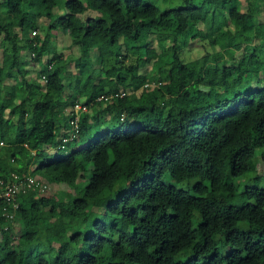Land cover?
I'll return each instance as SVG.
<instances>
[{
  "label": "trees",
  "instance_id": "trees-1",
  "mask_svg": "<svg viewBox=\"0 0 264 264\" xmlns=\"http://www.w3.org/2000/svg\"><path fill=\"white\" fill-rule=\"evenodd\" d=\"M263 1L0 0V264H264Z\"/></svg>",
  "mask_w": 264,
  "mask_h": 264
},
{
  "label": "rangeland",
  "instance_id": "rangeland-1",
  "mask_svg": "<svg viewBox=\"0 0 264 264\" xmlns=\"http://www.w3.org/2000/svg\"><path fill=\"white\" fill-rule=\"evenodd\" d=\"M157 5H159L161 8H165L167 6H179L182 3V0H153ZM247 0H241V8L243 10H245L247 8ZM263 5H264V1H263ZM36 10L38 11V7L35 6ZM63 10H60V12H63ZM82 18V16H81ZM260 19L262 21H264V12L260 15ZM199 28L202 29L203 28V24L200 23L199 24ZM51 37H50V41L47 38V33L44 30L41 29H36V34L35 35H39L42 37L44 44H54L57 47V50L61 53H63L64 55L67 54H73V55H78L82 50L83 51H87L86 47L78 48L76 45H72L71 43V39L70 37L64 33V31H62L61 29H53L51 31ZM33 34V32H32ZM153 47H156L154 44L152 45ZM209 49V48H208ZM215 51L213 53V56L215 58H221L224 56V52L223 50H221L219 48L218 45L215 46ZM151 53H153V48L149 49ZM206 52V42L205 40H198V41H190L188 44L185 45V47L183 48L182 51V57H184L186 60L189 59H195L197 57H199L200 55H202L203 53ZM23 54L26 55V57L29 56L28 53H25L23 51ZM0 56H1V50H0ZM29 60H30V65H28V69H29V76L31 77H36L37 76V71H38V65L34 64L33 61H31V56H29ZM150 68V66L148 67V69ZM147 68H143L141 76H142V83L140 86V89H144L147 83H149L147 80V77L150 75L149 72H147L146 70ZM2 144V143H0ZM48 151L52 152L53 149H49ZM3 162H5V160H3ZM256 171L257 173H262L264 171V167L261 163V161H257V162H250V171ZM31 178L36 179V176H32ZM245 178H242L240 180H237L238 182L240 181L242 184L244 183ZM257 182L259 186H264V173L262 174L260 179H251L250 182ZM40 184L39 186L42 188H44L46 191H50L53 193L58 194L59 196H64L65 192H70L71 191V187L69 185H67L66 183H59V184H54V183H50L47 182L44 178H41V181H39ZM239 182V183H240ZM29 189L27 185H25L24 187H22V189ZM42 188V189H43ZM24 191V190H23ZM21 191V192H23ZM256 196L257 197H263L264 196V190H259L256 192ZM15 223V222H14ZM55 231L60 230V227L57 226L56 228H54ZM5 234L3 233V229H0V241L2 238H4Z\"/></svg>",
  "mask_w": 264,
  "mask_h": 264
},
{
  "label": "built area",
  "instance_id": "built-area-1",
  "mask_svg": "<svg viewBox=\"0 0 264 264\" xmlns=\"http://www.w3.org/2000/svg\"><path fill=\"white\" fill-rule=\"evenodd\" d=\"M32 32H33V34H35L36 30H33ZM147 85H149V84L147 83L146 86ZM74 108H75V111L77 112L82 107L79 103H77V104H75ZM72 125H73V130H76L78 128V124L75 121H72ZM66 139L67 138H64V141ZM29 180H30V182L28 183V186H30L31 183L33 182V178H30ZM22 187H23V183L20 180L19 181H17V180L5 181L2 178H0V198L5 200L6 203L12 202L13 206L16 207V205H17L16 198L19 195V193H21V191H23Z\"/></svg>",
  "mask_w": 264,
  "mask_h": 264
}]
</instances>
